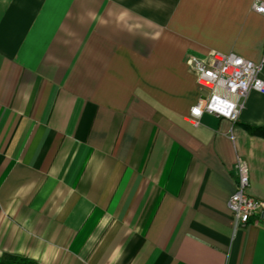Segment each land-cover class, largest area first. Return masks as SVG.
Wrapping results in <instances>:
<instances>
[{"label": "crops", "instance_id": "0c3cea01", "mask_svg": "<svg viewBox=\"0 0 264 264\" xmlns=\"http://www.w3.org/2000/svg\"><path fill=\"white\" fill-rule=\"evenodd\" d=\"M258 1L0 0V264H264L228 208L237 159L264 201V94L196 125L186 63L259 62Z\"/></svg>", "mask_w": 264, "mask_h": 264}, {"label": "built area", "instance_id": "2783aa9c", "mask_svg": "<svg viewBox=\"0 0 264 264\" xmlns=\"http://www.w3.org/2000/svg\"><path fill=\"white\" fill-rule=\"evenodd\" d=\"M253 11L264 16V2L254 3ZM186 63L195 75L199 90L207 93V97L191 109V118L196 125L205 113L237 123L249 95L252 92L264 94V51L259 62L246 60L235 53L214 52L206 57L188 54ZM236 173V191L228 201L234 233L264 214V201L249 193L250 169L242 159L236 161Z\"/></svg>", "mask_w": 264, "mask_h": 264}, {"label": "trees", "instance_id": "16d2710c", "mask_svg": "<svg viewBox=\"0 0 264 264\" xmlns=\"http://www.w3.org/2000/svg\"><path fill=\"white\" fill-rule=\"evenodd\" d=\"M246 128L252 134L264 137V128H252V127H246ZM13 264H36V262L29 260L27 258L16 257L13 259Z\"/></svg>", "mask_w": 264, "mask_h": 264}, {"label": "snow or ice", "instance_id": "6c2138e0", "mask_svg": "<svg viewBox=\"0 0 264 264\" xmlns=\"http://www.w3.org/2000/svg\"><path fill=\"white\" fill-rule=\"evenodd\" d=\"M239 63V62H238ZM210 75V74H209Z\"/></svg>", "mask_w": 264, "mask_h": 264}]
</instances>
